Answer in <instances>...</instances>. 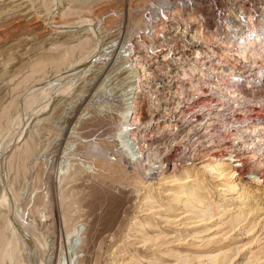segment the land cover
Listing matches in <instances>:
<instances>
[{
  "label": "rangeland",
  "instance_id": "rangeland-1",
  "mask_svg": "<svg viewBox=\"0 0 264 264\" xmlns=\"http://www.w3.org/2000/svg\"><path fill=\"white\" fill-rule=\"evenodd\" d=\"M19 1L0 0V264H210L219 254L264 264V190L241 225L233 217L246 204L218 214L210 184L208 219L186 192L173 201L177 181L165 176L178 179L185 163H172L185 145L195 168L212 140L208 127L173 120L184 66L158 56L175 28L167 11L180 24L196 2L224 29L262 0ZM182 39L170 42L185 59ZM128 100L136 125L121 138ZM241 160L240 172L256 166Z\"/></svg>",
  "mask_w": 264,
  "mask_h": 264
},
{
  "label": "built area",
  "instance_id": "built-area-1",
  "mask_svg": "<svg viewBox=\"0 0 264 264\" xmlns=\"http://www.w3.org/2000/svg\"><path fill=\"white\" fill-rule=\"evenodd\" d=\"M257 7H248L239 12L232 10L236 24L224 22V29L215 23L214 13L210 14L205 6L196 2L191 8L185 7L189 9L180 24L173 15L178 9L165 11L175 28L170 24L168 31H161L165 34L161 37L166 41V52L158 56L162 60L183 63L181 78L186 77L180 81V101L176 106H180V111L181 107L190 110L186 114L182 109L183 116L181 113L179 116L182 125L191 113L198 112L197 109L203 107L205 110L215 105V130L218 134L228 143L235 141L247 147L244 151L254 150L258 159L264 162V0ZM176 33L183 38L182 47L187 48L189 55L185 59L182 50L172 51L170 40ZM256 34L258 38L249 46L247 40ZM240 36L246 39L245 42L241 43ZM214 62L215 72L212 74L215 78L212 83L215 86L210 82L209 85H206L207 82L202 85L199 75L208 71L205 68L211 63L214 65ZM190 67L196 70L192 71ZM182 93L185 95L181 96ZM193 101H197L195 105H188Z\"/></svg>",
  "mask_w": 264,
  "mask_h": 264
},
{
  "label": "bare ground",
  "instance_id": "bare-ground-1",
  "mask_svg": "<svg viewBox=\"0 0 264 264\" xmlns=\"http://www.w3.org/2000/svg\"><path fill=\"white\" fill-rule=\"evenodd\" d=\"M19 2L15 5V7L18 10V12L21 13L24 11V4L21 2L19 3ZM256 38H258L257 34L254 35L252 37V39H248L247 40L248 45L249 46L253 45ZM240 40H241V43H243V42H245L246 39L244 37L240 36ZM199 52L200 51H197V53H199ZM200 54H201V52L199 53V55ZM213 60H215V59H213ZM192 63L193 62H191L189 64H192ZM136 67H137V71L140 72L141 67L138 65V63H137ZM205 69H207L208 71L201 72V74L199 73L200 74L199 79L202 82V85H205L206 82H207L206 85H209V82H210L211 85L215 86V84L212 83L213 79L215 78L214 74H212L213 72H215V62H214V65H213V63H211V65L206 67ZM182 70H184V67L182 68ZM139 74L140 73H135L134 76L138 78ZM141 75H142V73H141ZM195 77H196V75H195ZM193 79H195V78H193ZM178 103L179 102H177V104ZM132 105L133 104L130 103V101L128 100L127 105H126V111L123 115V118H121L122 120L120 123L121 124V126H120L121 127V136L126 131L130 132V130L134 129V127L136 125V120H133L134 114H133V109H132L133 106ZM177 107L178 106L174 105L173 106L174 110L173 109L171 110L170 115H172L173 120H175L176 115L180 116V113H181L180 109L176 110ZM197 111L198 112L191 113V115H189V117H187L186 122H185L186 123L185 126L188 127V129L191 126L200 127V129H198V130H201V127H204V128L208 127L209 131L212 134L210 133L211 136L209 135L208 137L204 136L203 135L204 129H202L201 139L199 141V148L201 146L202 140L205 139L206 137H207L206 140H212L211 143H208V144H211L212 146H209L207 143H205L204 141H206V140L203 141L204 142L203 144H204L205 148L208 149V151H206V153L204 155L199 156V159H198L199 165L197 164V166L195 167L196 169H195L193 167L194 165H192L193 168L189 167L190 166L189 162H191V160H194L191 158H195V157L198 158V156H197V154L195 156L193 154H189V153H192L191 152L192 150L191 151L189 150V152H184L186 147L187 148L189 147V146L184 145V147L182 149L183 154L180 156L181 162H178V163L173 162L172 163L173 170L175 169V166H174L175 164L181 165L182 162L185 163V164H183V170L181 171V175L176 180H175V176L173 175V172L169 173V175H167V177L165 176L166 179L177 181L174 185L172 184L174 189H175V195H173L174 196L173 201H175L177 204L178 203L182 204L184 202V201H182V194L184 192H186V194L188 196V200L184 202L185 205L191 204L192 201L196 202L195 207H197L198 211H195V212L200 214L202 217H207V219H208V216H209L208 208H209L210 198H211L210 192L212 191L208 187V184H210L216 190V198L218 199V201H216L215 210L218 214H221L223 212L225 213L226 210L222 209L223 206H229L230 207L231 205L237 206L239 203H242L243 205L246 204L244 210L236 211L237 214H235L233 217V222H236V224L238 225V223L240 224L243 221H245L246 219H248L250 212L254 210L253 207H254L255 202H256L255 201L256 195H259V194L261 195L263 193L262 190H264V174H262V173L264 172V168H262L263 165H261V167H260V162H261V164H264V163L258 159L259 157L256 155V152L254 150L244 151V149H247V147L245 148L244 146H242L241 144H239L235 141H233L232 143H228V140H226L220 134H218L219 132L217 130H215V105H213L211 107H207L205 110L202 107V108L197 109ZM191 116H196V117L192 118ZM162 119L163 118H161V120ZM180 119L181 118H179L178 121ZM164 120H166V118H164ZM156 121H160V120L157 119ZM206 130H207V128H206ZM206 132H204V133H206ZM202 135L204 136L203 139H202ZM191 137H194V139L191 143V145H194V142L196 141L197 137H195V134H191ZM121 138H123V136ZM131 138H133V137H131ZM205 144L208 145L209 147H207ZM196 147H197V145H196ZM196 147H194L193 150ZM252 147H250V148H252ZM215 148H216V151H214ZM176 149H178V147H176ZM173 150H175V147L172 148L170 151H173ZM201 150H202V148H201ZM198 153H199V151H198ZM201 153H202V151H201ZM141 155H142V152H141ZM191 155H193V156L190 157ZM247 157H250V159H252V161H254V164H256V166L254 168H250L245 173L240 172V170H238V168H240L244 163V161H242L241 159L247 158ZM141 159L139 160L138 166L140 164L143 165V163H145V162H143L145 160L143 156L141 157ZM185 160H189V162L188 161L185 162ZM195 161H197V159ZM252 171L255 173L252 174L251 173ZM249 172H250V174H249ZM239 178H241V179H239ZM248 185H251L253 187V190L251 191V193L247 192L246 186H248ZM255 186H257V187H255ZM228 204H231V205H228ZM232 210L233 209L227 210V212H231ZM246 211H248V212H246ZM233 213H235V212L232 211V213H230V214H233ZM252 226H254V224H252ZM252 226H251V228H252ZM229 260H228L227 255L224 256L221 254L214 256V257H210V259H209L210 264H228L229 262H231L232 259L230 261ZM261 260H262V258L256 257V259L253 262L248 263V264H259Z\"/></svg>",
  "mask_w": 264,
  "mask_h": 264
}]
</instances>
